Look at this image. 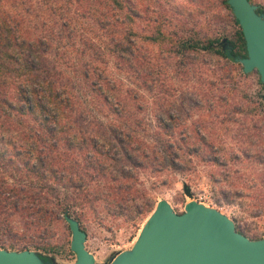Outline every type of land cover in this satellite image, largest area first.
<instances>
[{
    "label": "trees",
    "instance_id": "1",
    "mask_svg": "<svg viewBox=\"0 0 264 264\" xmlns=\"http://www.w3.org/2000/svg\"><path fill=\"white\" fill-rule=\"evenodd\" d=\"M189 2L198 15L210 9L211 0ZM218 2L226 12L221 18L237 29L217 33L206 20V31L184 28L180 35L161 29L170 19L163 1L156 2L157 12L150 15L151 5L139 0H0V248L34 250L55 264L50 253L59 250L45 235L61 221L70 229L67 217L87 232L83 219L88 213L105 223L119 219L126 208L131 212L126 219L136 226L155 209L140 187V174L182 173L189 169L184 160L193 153L219 166L210 174L217 203L238 204L249 216L264 215L263 119L230 136L237 148H227L218 144L219 135L204 134L201 119L192 135L186 128L177 137L171 131L175 117L167 113L157 118L163 133L155 142H145L136 131L143 120L135 111L149 102L111 72V67L127 71L155 98L157 71L168 76L178 66L187 72L193 56L206 53L241 78L257 73L264 90L259 72L245 73L236 61L247 56L246 39L228 0ZM256 5L264 13V5ZM139 19L159 25L144 38L148 44H170L160 68L157 56L140 51ZM192 90L188 99L199 106L203 92L196 86ZM223 92L219 98L232 112H253L236 102L233 89ZM165 103L171 106L169 100ZM232 163L241 167L232 168ZM244 215L233 218L236 229L251 239L263 238L264 233L245 224Z\"/></svg>",
    "mask_w": 264,
    "mask_h": 264
},
{
    "label": "rangeland",
    "instance_id": "2",
    "mask_svg": "<svg viewBox=\"0 0 264 264\" xmlns=\"http://www.w3.org/2000/svg\"><path fill=\"white\" fill-rule=\"evenodd\" d=\"M139 1L142 5H151L150 12L148 11L150 15L157 12V7L155 6L160 3L156 2H164L167 8L165 18H170L166 20V25H161L164 33L177 31L182 35L180 30L184 28L188 29L189 32L190 30L199 31L205 27L206 20H209L212 28L214 27L213 30L217 28L215 31L217 33H221L224 30L234 31V29L238 28L235 24H230L221 18L226 12L220 7L219 0H211V4L209 3L210 9L204 15H198V8L189 2L191 0H169L168 4L165 0ZM253 2L264 5V0H253ZM182 9L185 10L184 13ZM146 13L147 11L144 13L145 16H147ZM154 16L156 15L154 14ZM137 21L139 26L136 30L139 35L141 53L146 52L148 56H157L155 62L157 67L160 64L164 65L165 57L169 55L167 49L170 44L167 41L163 45L148 44L144 39L148 33L152 32L159 25L153 21H145V19ZM200 23L203 25L200 26ZM203 30L206 31V29ZM174 67L178 69V66ZM175 68L168 70V76L166 75L167 73L158 74L159 72H156L155 78L158 79V82L155 88L156 96L153 98L145 89L138 87V82L127 71H116L111 67L112 75L115 78L121 79L125 85L138 88L144 93L145 100L149 102L143 111H135L143 120V125L136 128V131L145 142H155L160 134L163 133L156 126L158 122L157 118L158 115L167 116V113L175 117L176 123L171 131L177 137L186 128L188 130H186L187 133L192 135L195 131V122L201 119L203 121L204 134L213 136L212 132H214L219 135L221 142H218V144L222 147L225 145L227 148H237V140H231L230 136L247 129L254 121L261 122L262 119L264 120V101L261 98L264 90L258 84L257 73L254 72L248 77L241 78L232 67L225 68L220 59L206 53L194 55L193 63L185 67L188 68L187 72L184 71L185 69L176 70ZM230 70H234V72L233 74H229L230 78H228L227 74ZM200 72H204V75ZM211 81L213 84L208 85V82ZM224 81L227 85H224ZM195 86L197 89H200L201 93L203 92V96H198L202 98V101H199V106H195L188 99L190 95L189 89L190 92H193L194 90L192 89ZM223 88L233 89L235 96H237L236 102H239L245 108L252 109L253 112L250 115L232 112V109L226 106L224 101L219 98L224 93ZM167 100H169L171 106L165 103ZM255 100L259 103L258 106H255ZM85 105L89 106L86 103ZM93 107L90 106L97 113V107ZM254 112L257 113L254 114ZM229 119H232V122L228 121ZM183 122H185V127L179 126ZM202 159L203 157L201 158L199 154L193 153L191 157L190 155L187 156L184 164L189 169H186L182 173L166 171L153 174L150 170H145L140 174V187L155 202V207L160 200L165 199L169 201L175 211L182 213L185 211L186 203L194 199L221 210L231 218L235 216L241 218L245 212H243V208L238 204H219L215 201L218 198V194L215 191L217 187L213 183L210 174L216 172L219 166L204 162ZM230 166L232 168L241 167V165L234 163ZM185 184H190L193 197L186 195ZM152 212L145 214L138 220L136 226H133L126 219V216L131 214L130 209H122L119 211V219H109L105 223H100L91 212L88 213L83 219L84 227L88 233L86 246L94 254L96 264H110L119 253L131 250ZM244 217H246L244 219L245 224L259 233H264V215L249 216L245 213ZM45 237L48 242L56 245L57 250H59L58 254L50 253L55 264L75 263L77 259L76 254H73L71 249L72 232L68 229L66 222L61 221L56 224Z\"/></svg>",
    "mask_w": 264,
    "mask_h": 264
},
{
    "label": "water",
    "instance_id": "3",
    "mask_svg": "<svg viewBox=\"0 0 264 264\" xmlns=\"http://www.w3.org/2000/svg\"><path fill=\"white\" fill-rule=\"evenodd\" d=\"M246 39L247 56L236 57L244 72L257 70L264 82V13L250 0H228ZM185 193L193 197L192 189ZM74 264H96L86 246L87 232L73 217ZM0 264H48L34 250L0 248ZM110 264H264V237L251 239L236 229L233 218L197 200L178 213L160 200L131 250L119 253Z\"/></svg>",
    "mask_w": 264,
    "mask_h": 264
},
{
    "label": "bare ground",
    "instance_id": "4",
    "mask_svg": "<svg viewBox=\"0 0 264 264\" xmlns=\"http://www.w3.org/2000/svg\"><path fill=\"white\" fill-rule=\"evenodd\" d=\"M192 200H194V199H191L190 201H192ZM190 201H188V202H190Z\"/></svg>",
    "mask_w": 264,
    "mask_h": 264
}]
</instances>
